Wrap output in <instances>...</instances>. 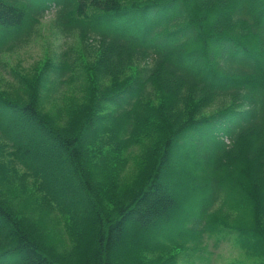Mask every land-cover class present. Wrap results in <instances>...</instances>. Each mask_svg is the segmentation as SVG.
I'll use <instances>...</instances> for the list:
<instances>
[{"label":"trees","instance_id":"obj_1","mask_svg":"<svg viewBox=\"0 0 264 264\" xmlns=\"http://www.w3.org/2000/svg\"><path fill=\"white\" fill-rule=\"evenodd\" d=\"M53 7L62 51L0 86V264H179L226 230L264 264V0H0V56Z\"/></svg>","mask_w":264,"mask_h":264},{"label":"rangeland","instance_id":"obj_2","mask_svg":"<svg viewBox=\"0 0 264 264\" xmlns=\"http://www.w3.org/2000/svg\"><path fill=\"white\" fill-rule=\"evenodd\" d=\"M45 2L53 4L54 0H37L41 6ZM56 14V7L48 10L40 21L38 31L29 43L21 44L1 54L0 86L8 92L22 94L18 90L21 79L29 73L34 74L47 61V58L55 59L68 42L69 38L62 35L55 26ZM49 102L46 103L47 109H50ZM70 177L75 180L73 176ZM28 203L24 208L37 234L59 247L60 251H67L70 241L65 235V226L62 227V223L58 221L59 216L41 208L35 200H29ZM231 207V200L227 199L217 208H223L222 213H224V211L228 212V208ZM227 232L231 231L206 234L203 243L195 248L193 244H190L179 264H252L251 258L247 257L239 246L237 236L233 232Z\"/></svg>","mask_w":264,"mask_h":264}]
</instances>
